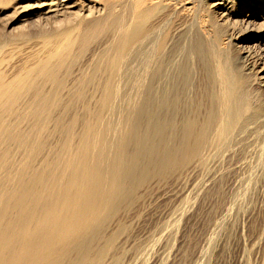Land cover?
<instances>
[{"label": "bare ground", "instance_id": "obj_1", "mask_svg": "<svg viewBox=\"0 0 264 264\" xmlns=\"http://www.w3.org/2000/svg\"><path fill=\"white\" fill-rule=\"evenodd\" d=\"M223 2L213 5L220 9L217 13L226 21L229 12ZM24 3V0H0V11L12 9L7 25L26 22L34 16L51 23L33 32L41 40L39 45L32 39L39 46L38 50L35 46L37 52L16 73L11 70L13 74L9 76L8 71L4 72L9 69L3 71L2 65L12 60L6 61L10 48L6 56L3 50L14 38L0 40V264H106V248L100 241L108 240L103 239L109 227L136 191L152 177L170 167L192 173L197 167H206L204 162L207 165L208 158L216 152L236 153L237 144L243 139L241 133L259 117L254 113L258 112L256 107L251 111V103L258 100L252 102L255 94L248 84L250 76L264 78V49L244 52L245 45L214 37L208 32L209 27L198 26L192 30L193 25L189 26L191 29L178 25L191 9L188 0L183 4L179 1V5L170 0H29L28 4ZM99 11H105L104 15L97 16ZM172 14L178 16L176 20L173 18L174 28L163 29ZM250 21L245 18L246 23ZM181 27L185 28L183 32ZM262 37L244 38L261 40ZM23 38L24 43L29 40L27 36ZM94 42L98 48L91 50L85 63H80V74L73 78V83L80 86L68 87L70 71L82 61ZM20 44L21 47L23 44ZM13 46L11 51L15 52ZM232 47L244 53L241 65L233 59ZM26 50L29 55L32 49ZM135 60L133 67L131 63ZM134 73L132 81L126 82L137 89V102L131 96L135 103L129 97L122 103L120 77L131 78L128 75ZM263 82L259 80L261 86ZM93 83L98 86L99 95L94 99V106H89L84 100V89ZM65 89L66 98L62 95ZM117 99L121 102L117 103ZM76 105L80 109L76 110ZM140 117L147 121L145 130L149 129L151 136L137 129ZM54 132L61 134L62 139L52 146L47 139ZM129 146L135 148L131 153L127 150ZM241 147L243 144L237 148ZM259 148L255 149L259 151ZM154 150L161 151L162 157L152 159L151 168L142 165V155ZM241 180V184L245 183ZM237 192L240 194L232 190L233 194ZM236 194L230 197L233 201ZM258 206L263 209L261 204ZM247 218H253L252 211Z\"/></svg>", "mask_w": 264, "mask_h": 264}, {"label": "rangeland", "instance_id": "obj_2", "mask_svg": "<svg viewBox=\"0 0 264 264\" xmlns=\"http://www.w3.org/2000/svg\"><path fill=\"white\" fill-rule=\"evenodd\" d=\"M171 1L172 3H176L177 5H179L180 3L183 4L187 0H177V2L176 0H174L175 2L173 0H170V2ZM188 1L190 2L189 5L191 6V9L185 13V17L183 21L179 20V22L177 23L178 25L186 26V27L188 26L187 28H189V26L192 28V25H193L194 28H192V30L194 29L196 30L199 27H203L205 29L209 27L207 30L208 32L213 33L214 37L220 36L221 39L223 38L230 39L232 43H240V44L245 45L247 48H245V50H242L244 52L246 50L250 52H254L260 48L264 49V33H263L264 32V0H188ZM218 1H222V2L225 1L223 3L226 6V8H228L229 18L226 21L221 19V17L218 15L217 12H219L220 9H218L216 5H213ZM24 2H25L24 4H28L29 0H24ZM7 13L9 14L11 13V14L9 15ZM104 13L105 11L103 12L99 11L97 16H100V15L103 16ZM254 14H257V15H254ZM11 16H12V9L10 7L6 8L5 10L0 11V40L7 41L10 39V37L14 39L16 38L15 39L16 41H14V39L10 41L9 44L10 45L12 44L11 46L8 45V43H6L4 48L5 47L7 48V45H8V48L7 49L3 48L4 50L2 49L4 51L3 55L6 56L8 53V51L6 50L10 48L9 54L6 56L8 59L5 57L7 59L6 61L12 59L10 62L8 61V64L10 65V67L6 66L8 64L5 62V60L4 62L6 63V65L4 66L5 63H3L2 65V67H5V68H2L3 71L5 69H9V70L4 71L5 74L8 71L7 76L12 75L13 73H16L17 69L19 70L21 65L23 66L24 64L27 63L26 60L29 59L28 57H32L37 52L35 51V50H38L39 48L37 42L39 43L41 42V40H38L40 39L38 38L39 37L38 34H36L38 36L36 37L35 34L33 35V32L35 31L34 33H36V31L42 28V26L45 28V27H48V25H50L51 23L50 20H46V19L42 20L41 17L34 16L33 18H31L32 20L29 19L26 22L18 21V22H14L12 24L7 25V20ZM1 17L3 18L1 19ZM177 17L178 16L176 14H172L171 19H170L171 21L164 23L163 29H166V30L173 29L175 26L174 23ZM245 18L251 20L250 21L251 23L250 22L246 23L247 21L245 22ZM37 20L38 22H40V24L37 22ZM171 25H172V28H171ZM181 28H182L181 32H183L185 28L184 27H181ZM19 33L24 36H27V38L29 35H30L29 36L30 38L32 36L31 39L28 38L30 40V43H28L29 40H27V42L26 40H24L25 43L22 41V38L24 36L22 38L15 37V35H18ZM248 35L249 36L250 35L251 36L262 35L263 37L261 40H253L251 38L245 39L244 37H248ZM32 39H36L37 42L35 40L33 41ZM20 41L23 43H21ZM238 41H241V42H238ZM11 42H16V43L14 44ZM20 43L23 44L21 47L18 46ZM40 44L41 43H39V45ZM13 45L15 46L17 45V47L19 48H16V47L14 48ZM12 46L17 51L19 49L20 53L17 52L16 50L14 52L13 49L11 51ZM35 46H36V49H35ZM98 46L99 45L97 42L92 43L89 49L84 54V56L82 57L83 58L82 61H80L79 64L75 66L74 69L72 68V70L70 71L69 77L67 79L68 87L70 86V88H72L71 86H73V88H77L80 86L78 83L77 84L73 83V80H74L73 78L79 76L81 70L78 69V67L80 66L79 68H81L82 66L81 64L85 63L90 58L91 53H92L91 50L92 51L94 49L96 50ZM22 47L23 48L25 47L24 50L28 48V51L32 49L29 55L27 54L28 53L27 50L24 51ZM230 51L237 65H241L242 64L241 57L244 53L242 51H239L235 47H232ZM13 52L15 56L18 55L17 58L13 55ZM16 52L17 54H15ZM17 63L19 65H17ZM135 63H137L136 60L134 62L132 61L131 64H133L132 65L133 67H135L134 66ZM11 70H13L14 72ZM129 76H131V78ZM135 76H136V73H134V75L133 74L128 75L129 78L126 77L127 79L125 77L123 78L122 76L120 77V81H119V87H120V84H122L121 85L122 88L120 87V90H121L120 92H122L121 94L123 95L122 98L123 99L126 98L127 100H129L127 98L129 97L132 103L137 102L136 98H138V95H137L138 91H136L137 90L136 88H133L134 86H132V84H128V83L130 79L132 81V79ZM126 80L128 83L126 82ZM259 80L263 81L264 78L258 79L257 77L250 76V79H249L250 84H248V86L250 85L249 88L251 90L253 89L252 94L253 95L255 94L254 95L255 98H257V99L254 98V100L252 99V102H255L256 100H258V102L256 101L257 104L251 103V111H255V109L257 108L256 111H258L259 113L258 112H254V113H256L257 117L258 116L259 117L258 119L255 120V122L249 124V129L247 128L245 129V131L251 129L250 132L244 131L247 134V136H245L246 134L244 132L241 133L242 134L241 137H243L245 141H243V139L241 138V141L237 144V147H240L243 144L244 147H241L243 151L240 152L242 149L236 147V150H235L236 153H234V155L236 154L238 156V157L236 156L237 158L234 155H228L222 152V154L225 155L223 156L222 154H220V152H216L217 155L214 153L215 155H212V158H214L215 156H219L218 157L219 160L217 159V157L214 158L216 160L210 157L208 158L207 165L205 163L206 161L203 164L207 168L202 165L204 168L197 167L195 168L196 170L192 171V173L191 171L189 172L187 171L188 172L187 173L185 170L179 169L181 170L179 171L178 169L170 167L168 169H163V172L161 174L155 177H152L150 181L147 182L148 186L146 185L142 187V189L140 190L138 189L136 191L135 196L133 197V199L129 201L128 205L126 206V209L121 213L117 221L111 227H109L103 239V240L105 239H108V240H106V242H101L102 240L100 241V245H104L103 247L106 248V255L104 256V261L106 264H264V231H263L264 218H262L264 217V204H263L264 202V199H263L264 198L263 196L264 195V188H263L264 187V163H263L264 159L263 158L264 157L261 156V155L264 156V152H263L264 151V148H263V145H264V86L260 85ZM94 84L95 83L91 84L93 85L92 87L90 84H87L86 85L87 88L85 89L83 88L85 90L84 100L88 101L86 103H89V106H94V103H95L94 99L96 96L99 95L98 86ZM94 86L97 88H95ZM46 87L48 88V86H44V88ZM66 90L67 89L62 91V95L64 96V98H66V94H67ZM254 90L256 92H254ZM131 96L134 98V100H136L135 102ZM91 97H93V99H91ZM122 98H120V100H122ZM126 99L122 100V103L126 101ZM117 100H116L117 103L121 102L120 100L118 101ZM117 103L116 105H118ZM122 103H119L120 106L125 105V104L123 105ZM79 105H76V110L80 109L81 106ZM113 117L116 118V115ZM146 123L147 121H145V118L139 119V121L136 122V126L139 127V128L137 127V129L141 130L142 133H145L146 135L151 136V133H150L151 131H149V129L147 131L145 130L146 129L145 127H147ZM252 127H254L255 130L257 129L256 132L255 130L253 131L254 128ZM76 129L79 130V125L76 126ZM54 133L51 134V137H48L47 139V143H50V145L52 144V146L57 145L59 141L62 139L61 134L56 133V132ZM256 133L258 134L260 133V134L257 135ZM257 139H258V142H257L258 144L255 143ZM242 142H244L245 144ZM245 145H246V148H245ZM260 146L261 148H259ZM257 147L260 149L259 150L260 152L257 151L258 150ZM127 150L129 153H131L135 150V148L134 146L133 147L129 146ZM256 152L258 154H256ZM162 155L163 153L159 150L158 151L154 150L152 153L145 155V156L142 155L141 164L144 166H149L151 168V166L153 165L152 159L156 157L160 158L162 157ZM241 155H243V157ZM258 155H260V157ZM223 157L224 158L226 157V158L222 162V160L224 159ZM232 158L233 159L235 158L234 163L232 162L233 161ZM239 159H241L240 162L243 163V166L239 162ZM211 160L214 162V165L216 168L212 164L213 162L212 163L210 162ZM235 161L237 162L235 163ZM255 161H258V162H255ZM220 162L222 163L219 164ZM252 162L253 163L255 162V163L253 164ZM259 162L261 163L260 165H259ZM216 165L217 166L219 165V167H217ZM225 165L227 168L225 167ZM253 165L255 166V168ZM208 166H213V167L211 169ZM234 166H236V168H234ZM242 167H245V168L249 167V168L246 171V169ZM232 168H234L235 170ZM213 169L215 170L214 173H213L214 171ZM243 169L246 171L245 173ZM251 169L253 171H251ZM238 170L239 171L241 170L243 174L241 171L240 173ZM219 171H220V175H219ZM256 171H258L257 172L258 175ZM203 172L204 173L206 172L207 174H204ZM247 172H249L250 175L251 174L252 175L250 176L249 173ZM228 173H231V174H228ZM232 173H234L233 174L234 178L231 177ZM247 174L250 177L248 176L247 178ZM205 175L206 177H204ZM235 175H237L238 177ZM208 176L210 178H208ZM239 177L243 178V182L245 181V183H243L244 185L241 184L242 178L239 179ZM238 179L240 182L238 183V185H236V180ZM208 180L210 183H208ZM206 181H207V185H205ZM227 181L228 182L230 181V183H232L233 181L234 183V184L232 183L233 187ZM247 183L249 186H247ZM229 185H230V189H229ZM211 186H213L214 188ZM226 186H227V189H226ZM241 187L246 190H243V189L240 190L239 188ZM247 187L252 188V189L249 190V188L247 189ZM205 188L206 189L208 188V189L206 190ZM232 190H234V192L236 191L240 192V194L238 192H237L238 194L234 193L236 194L235 195L236 200L240 198L238 201L236 200L233 201L232 198L234 194L232 193ZM229 191L232 194L229 193ZM244 191L245 192L247 191L248 193L246 194ZM252 191L253 193L249 194ZM241 193H243V195H241ZM260 195H261V199H260ZM243 196L246 197L250 202L246 198L243 199L244 198ZM257 196L259 200L257 199ZM228 197L229 198L232 197V198L228 200ZM254 197L255 199H253ZM245 200L246 202H248L249 205L245 202ZM251 200L256 201V202L253 201V204H251L253 206L250 205V203H252ZM239 201H242V203L241 202L239 203ZM260 204L261 206H263V209L262 207L258 206ZM232 206L233 208L235 206L237 208L235 207L233 209ZM253 210L255 212L257 210L256 214ZM250 211H252L253 213V218H251V220H248L247 218L248 212ZM259 214H263L261 215L262 217ZM243 231L245 233H243Z\"/></svg>", "mask_w": 264, "mask_h": 264}]
</instances>
